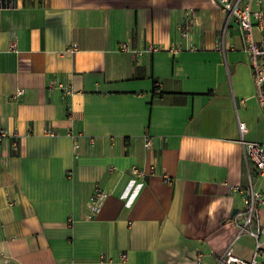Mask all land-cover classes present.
Here are the masks:
<instances>
[{
    "label": "crops",
    "instance_id": "1",
    "mask_svg": "<svg viewBox=\"0 0 264 264\" xmlns=\"http://www.w3.org/2000/svg\"><path fill=\"white\" fill-rule=\"evenodd\" d=\"M1 129L0 264H218L247 208L242 138L264 143V111L217 0H19L0 8ZM254 244L244 233L235 253Z\"/></svg>",
    "mask_w": 264,
    "mask_h": 264
},
{
    "label": "built area",
    "instance_id": "2",
    "mask_svg": "<svg viewBox=\"0 0 264 264\" xmlns=\"http://www.w3.org/2000/svg\"><path fill=\"white\" fill-rule=\"evenodd\" d=\"M217 1L226 14L227 22L230 19H234L244 33L246 48L250 54V64L256 86V94L261 108L264 111V41H258L254 34L256 30L264 33V10L262 8H253L251 0ZM18 4L19 0H0V8L17 7ZM196 19V9H189L186 16L180 23L182 37H189ZM22 92L23 89L20 88L15 95L18 96ZM239 128L243 137L244 132L247 130L246 123L239 121ZM7 133L8 131L6 129H1L0 140L3 136H6ZM46 133L50 135L56 134V132L51 129H47ZM242 143L246 162L248 164V178L250 182L245 187L239 189L242 192L247 208L244 212V221L239 225L240 228L235 236V239L228 244L223 255L218 260V264H258L259 258L263 254L264 224L260 220L258 207L260 205H264V193L253 187V174L250 169V165H254L258 170V174L264 177V143L258 141H247L243 138ZM151 144L152 138L149 137L147 138L145 145L150 147ZM77 146L78 143L75 144V147ZM130 171L133 176L140 177L146 175L147 173L145 169L138 166H133ZM166 178L168 179L167 175ZM108 195L109 193L103 188L98 187L95 189V192L91 196L87 205L89 218H94L101 211ZM244 233L250 234L255 240L252 256L248 259L237 255L234 250V241ZM122 258L125 260L127 255L124 254Z\"/></svg>",
    "mask_w": 264,
    "mask_h": 264
},
{
    "label": "water",
    "instance_id": "3",
    "mask_svg": "<svg viewBox=\"0 0 264 264\" xmlns=\"http://www.w3.org/2000/svg\"><path fill=\"white\" fill-rule=\"evenodd\" d=\"M236 211H237V208H234L232 213H231L230 218H234Z\"/></svg>",
    "mask_w": 264,
    "mask_h": 264
},
{
    "label": "trees",
    "instance_id": "4",
    "mask_svg": "<svg viewBox=\"0 0 264 264\" xmlns=\"http://www.w3.org/2000/svg\"><path fill=\"white\" fill-rule=\"evenodd\" d=\"M29 2L31 1V0H28Z\"/></svg>",
    "mask_w": 264,
    "mask_h": 264
}]
</instances>
